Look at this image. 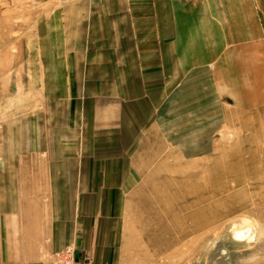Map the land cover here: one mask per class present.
<instances>
[{
    "label": "rangeland",
    "instance_id": "1",
    "mask_svg": "<svg viewBox=\"0 0 264 264\" xmlns=\"http://www.w3.org/2000/svg\"><path fill=\"white\" fill-rule=\"evenodd\" d=\"M37 4L0 0V124L8 118H32L39 109L36 89L22 79L25 71L20 72L26 66L20 54L33 36ZM92 16L98 18V11ZM256 45L235 48L245 78L224 77L225 72L213 78L206 63L203 77H196L190 69L178 72V64L172 63L171 80L136 79L140 97L152 98L157 107L145 127L134 125L133 134L124 128L117 138L102 124L132 96L106 95L104 80L97 78H79L76 87L75 80H53L49 91H55L50 96L55 102L44 107V115L51 112L53 120L58 112L59 121L49 127H58L51 161L61 169L53 193L61 213L69 202L71 221L75 209V235L89 232L84 247L110 249L108 264H264V49ZM106 65L90 66L98 74ZM15 74L19 85L6 88L8 76ZM69 109L74 129L68 128ZM85 110L90 111L87 125ZM84 128L90 134V160L82 159ZM18 130L0 129L11 139L6 145L12 155L22 149ZM35 144L29 140L28 152ZM87 160L107 165L114 173L99 181L120 189L82 190L78 170ZM94 177L90 181H97ZM236 231H245L246 237H235ZM52 252L44 254L47 262ZM82 257L88 262V251Z\"/></svg>",
    "mask_w": 264,
    "mask_h": 264
},
{
    "label": "crops",
    "instance_id": "2",
    "mask_svg": "<svg viewBox=\"0 0 264 264\" xmlns=\"http://www.w3.org/2000/svg\"><path fill=\"white\" fill-rule=\"evenodd\" d=\"M36 1L38 14L33 36L20 54V62L26 64L20 72L25 71L22 79L36 89L39 109L32 118H8L0 124L4 132L18 126L21 132L18 130L17 141L22 144V149L12 155L6 145L11 139L7 133H0V264H48L44 254L69 244L74 247V264H108L112 259L110 249L84 247L90 234L75 235V209L71 221L69 202L63 205L68 209L61 213L59 200L54 198L61 169L51 161L56 158L58 127H49L56 122L58 126V112L55 120L51 112L44 115V107L55 102L50 97L55 91H49L53 80H75L76 87L79 78H97L104 80L106 95L132 96L116 106L102 127L111 128L108 132L116 138L123 135L124 128L133 134L134 125L145 127L157 107L152 106V98L140 97L136 79L171 80L175 77L172 63L178 64V72L190 69L196 77L205 74V63L213 78H221L219 73L224 72V77L232 79L247 77L235 48L257 44L264 49V0H100L98 7L91 0ZM93 11H98V18H93ZM95 62L108 65L99 67L97 74L90 66ZM11 77L6 88L19 85L20 76L15 74L14 81ZM70 111L67 124L74 129L75 118H70ZM87 111L83 115L86 125ZM82 135V159L90 160L93 154L87 128ZM29 140L36 142L32 152L27 150ZM12 157H18L20 163H14ZM46 160L51 165L44 167ZM88 160L78 170L83 176L82 190L120 189L99 181L103 174H111L107 165H91ZM92 176L97 181H90ZM45 190L48 193L43 197ZM98 202L102 207L101 200ZM86 251L88 262L82 259Z\"/></svg>",
    "mask_w": 264,
    "mask_h": 264
},
{
    "label": "built area",
    "instance_id": "3",
    "mask_svg": "<svg viewBox=\"0 0 264 264\" xmlns=\"http://www.w3.org/2000/svg\"><path fill=\"white\" fill-rule=\"evenodd\" d=\"M48 264H74V248L72 245L52 252L48 256Z\"/></svg>",
    "mask_w": 264,
    "mask_h": 264
},
{
    "label": "bare ground",
    "instance_id": "4",
    "mask_svg": "<svg viewBox=\"0 0 264 264\" xmlns=\"http://www.w3.org/2000/svg\"><path fill=\"white\" fill-rule=\"evenodd\" d=\"M235 233V237L242 239L243 237H246V232L245 231H236ZM221 255L219 254L218 257H220ZM217 257L216 255H214V258Z\"/></svg>",
    "mask_w": 264,
    "mask_h": 264
}]
</instances>
